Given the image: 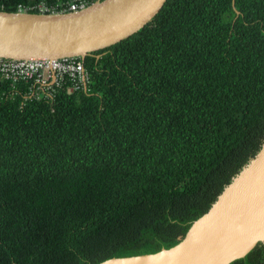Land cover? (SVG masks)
I'll return each instance as SVG.
<instances>
[{"label":"trees","instance_id":"1","mask_svg":"<svg viewBox=\"0 0 264 264\" xmlns=\"http://www.w3.org/2000/svg\"><path fill=\"white\" fill-rule=\"evenodd\" d=\"M78 59L84 90L51 105L0 82V264L168 248L264 141V0H165ZM227 264H264V244Z\"/></svg>","mask_w":264,"mask_h":264},{"label":"water","instance_id":"2","mask_svg":"<svg viewBox=\"0 0 264 264\" xmlns=\"http://www.w3.org/2000/svg\"><path fill=\"white\" fill-rule=\"evenodd\" d=\"M165 0H100L69 12L0 11V57L83 56L142 27ZM264 244V141L172 246L96 264H227Z\"/></svg>","mask_w":264,"mask_h":264},{"label":"built area","instance_id":"3","mask_svg":"<svg viewBox=\"0 0 264 264\" xmlns=\"http://www.w3.org/2000/svg\"><path fill=\"white\" fill-rule=\"evenodd\" d=\"M97 0H66L46 2L39 0L33 6L17 5L16 11L35 8L39 13L69 12L81 9ZM87 73L78 57L59 59H5L0 57V82L6 88L1 98L18 97L19 106L27 101L52 104L58 90L66 93L84 90Z\"/></svg>","mask_w":264,"mask_h":264}]
</instances>
